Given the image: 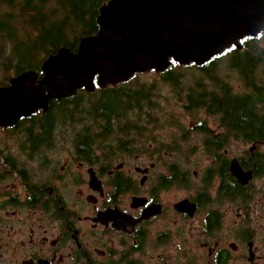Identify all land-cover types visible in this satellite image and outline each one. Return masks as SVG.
<instances>
[{
  "label": "flooded vegetation",
  "instance_id": "flooded-vegetation-1",
  "mask_svg": "<svg viewBox=\"0 0 264 264\" xmlns=\"http://www.w3.org/2000/svg\"><path fill=\"white\" fill-rule=\"evenodd\" d=\"M259 66L232 84L217 64L148 72L169 95L134 76L114 86L143 94L131 110L55 117L36 143L0 128V264H264V102L237 100Z\"/></svg>",
  "mask_w": 264,
  "mask_h": 264
},
{
  "label": "water",
  "instance_id": "water-1",
  "mask_svg": "<svg viewBox=\"0 0 264 264\" xmlns=\"http://www.w3.org/2000/svg\"><path fill=\"white\" fill-rule=\"evenodd\" d=\"M97 33L76 52L49 55L40 73L26 71L0 87V128L79 90L92 94L137 74L170 65L202 66L245 38L264 32V0H109L99 9Z\"/></svg>",
  "mask_w": 264,
  "mask_h": 264
},
{
  "label": "trees",
  "instance_id": "trees-1",
  "mask_svg": "<svg viewBox=\"0 0 264 264\" xmlns=\"http://www.w3.org/2000/svg\"><path fill=\"white\" fill-rule=\"evenodd\" d=\"M108 1L0 0V87L7 86L12 77L23 72L40 73L42 62L62 47L76 52L82 37L97 33L98 11ZM262 34L264 32L258 37ZM240 44L241 49L232 46L220 56H227L229 69L251 75L253 68L264 60V51L256 53L257 44L252 38H245ZM214 58L208 63L216 65ZM138 76L139 74L135 75V79ZM248 79L253 78L248 76ZM255 92L256 98H237L241 112H253L254 104L264 102V86L256 88ZM139 96L142 97L143 94L129 93L122 86L95 89L92 94L82 90L62 101V109L58 104H52L44 115L33 116L30 122L21 120L19 127L41 129V134L31 133V137L35 138L34 143L40 142L45 137V132L51 129L55 117L71 122L75 119L71 114L82 108L94 113L96 117L108 119L109 113L131 110L130 97L138 102ZM227 106L233 110L232 105L227 103ZM258 123L259 121L256 122L257 126Z\"/></svg>",
  "mask_w": 264,
  "mask_h": 264
},
{
  "label": "rangeland",
  "instance_id": "rangeland-1",
  "mask_svg": "<svg viewBox=\"0 0 264 264\" xmlns=\"http://www.w3.org/2000/svg\"><path fill=\"white\" fill-rule=\"evenodd\" d=\"M254 40H255V43L257 44L256 53H260L261 51H264V34L260 35L257 38H254ZM226 60H227V56L225 55H222V56L219 55L214 58L215 63L219 66V69H221L224 75L226 76V80L232 84L233 82H236L237 78H236V74L234 70L233 69L231 70L228 68ZM263 61L258 67L256 71V75L264 79V62ZM180 72L186 76L184 78V85H189V81H194L198 75V73L196 71H193L192 69H182ZM147 73L141 74L140 76H138L137 79H140L141 81L146 82L147 86H150V85L154 86L156 90L159 91L160 93H163V95H169L167 93L168 88L164 84L162 83L160 84L159 79H153L154 78L153 75L147 74ZM158 110L164 111V110H169V109L166 107H163ZM177 111H179V109H177ZM4 139H5V135L0 131V140L3 141ZM7 143L14 144V143H19V141L16 142V141L9 140L7 141Z\"/></svg>",
  "mask_w": 264,
  "mask_h": 264
},
{
  "label": "bare ground",
  "instance_id": "bare-ground-1",
  "mask_svg": "<svg viewBox=\"0 0 264 264\" xmlns=\"http://www.w3.org/2000/svg\"><path fill=\"white\" fill-rule=\"evenodd\" d=\"M106 3H107V2H106ZM102 6H103V5H102ZM102 6H101V7H102ZM98 12H99V11H98Z\"/></svg>",
  "mask_w": 264,
  "mask_h": 264
}]
</instances>
